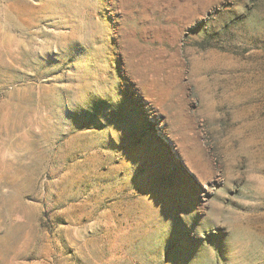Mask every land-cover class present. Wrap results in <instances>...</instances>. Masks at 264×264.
<instances>
[{"label":"rangeland","instance_id":"obj_1","mask_svg":"<svg viewBox=\"0 0 264 264\" xmlns=\"http://www.w3.org/2000/svg\"><path fill=\"white\" fill-rule=\"evenodd\" d=\"M0 264H264V0H0Z\"/></svg>","mask_w":264,"mask_h":264}]
</instances>
